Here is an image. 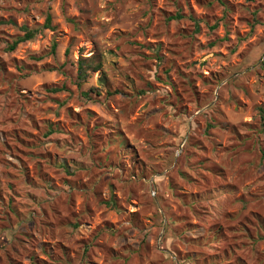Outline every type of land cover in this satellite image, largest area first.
<instances>
[{
    "label": "rangeland",
    "instance_id": "1",
    "mask_svg": "<svg viewBox=\"0 0 264 264\" xmlns=\"http://www.w3.org/2000/svg\"><path fill=\"white\" fill-rule=\"evenodd\" d=\"M263 117L264 0H0V264H264Z\"/></svg>",
    "mask_w": 264,
    "mask_h": 264
},
{
    "label": "trees",
    "instance_id": "2",
    "mask_svg": "<svg viewBox=\"0 0 264 264\" xmlns=\"http://www.w3.org/2000/svg\"><path fill=\"white\" fill-rule=\"evenodd\" d=\"M180 17H181V15L179 13H176L174 16H170V18H180ZM8 22L9 23H13L11 20H9ZM46 28L47 29H53V26L51 24V15H50V13L46 14L45 21H44V23L42 24L41 27L32 28V27L27 26L26 24H22L20 26V31H22V33L17 35V36H15V38L12 39L11 42L6 44V46H5L6 51L14 50L18 43L25 42V41L33 39L38 33L42 32V29H46ZM55 46H56V44L53 43V45L51 47L52 50H54ZM98 68H99V65L93 66L94 70H96ZM84 72L85 71L83 69L82 64L79 63L78 76L81 77ZM91 89H93V90L98 92V89L96 87H92ZM260 111H261V109H260ZM51 131H52V129L49 128V132H51Z\"/></svg>",
    "mask_w": 264,
    "mask_h": 264
}]
</instances>
